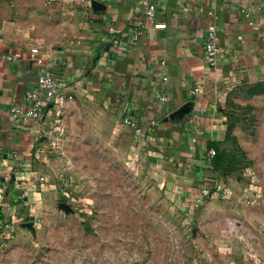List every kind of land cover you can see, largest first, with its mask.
<instances>
[{"label":"crops","instance_id":"1","mask_svg":"<svg viewBox=\"0 0 264 264\" xmlns=\"http://www.w3.org/2000/svg\"><path fill=\"white\" fill-rule=\"evenodd\" d=\"M11 1L0 0V213L41 206L52 190L50 184L32 188L31 181L51 172L60 118L49 106L39 119L9 114L15 104L31 105L40 69L66 83L76 99L140 127L137 140L157 156L160 184L189 210L210 185L208 152L226 135L220 104L229 90L264 74V0H155L153 20L143 17L140 0H39V9L54 10V25L63 30L49 41L31 37L30 23ZM155 21L166 27L154 28ZM211 23L215 65L204 56ZM137 27L142 32L134 39ZM19 187L26 189L22 203Z\"/></svg>","mask_w":264,"mask_h":264},{"label":"rangeland","instance_id":"2","mask_svg":"<svg viewBox=\"0 0 264 264\" xmlns=\"http://www.w3.org/2000/svg\"><path fill=\"white\" fill-rule=\"evenodd\" d=\"M38 1L11 2L31 37L49 41L63 30ZM219 110L226 135L211 192L184 210L134 130L75 98L55 131L51 172L31 181L51 193L0 213L12 222L0 230V264H264V74L229 90Z\"/></svg>","mask_w":264,"mask_h":264},{"label":"built area","instance_id":"3","mask_svg":"<svg viewBox=\"0 0 264 264\" xmlns=\"http://www.w3.org/2000/svg\"><path fill=\"white\" fill-rule=\"evenodd\" d=\"M140 10L146 20H153L156 13L155 0H140ZM242 12L246 16L248 15L247 10L243 9ZM153 26L154 28L166 27L165 23L160 21H155ZM108 31L111 33L114 32V26L109 25ZM141 32V27L135 28L132 37L136 39ZM217 53L218 45L216 38V27L214 23H211L207 27V35L204 44V56L210 65L216 64ZM5 57L8 60H16L18 58V56L15 54H7ZM31 57L35 59L37 64L42 63V59L40 57H36L34 54H31ZM36 84V90L28 94V99L31 100L30 106L22 107L18 104H15L9 107V114L13 120L39 119L41 117V109L44 106H49L54 112L55 118L59 119L67 104L73 101L75 98L72 91L68 90L67 84L60 82L47 69H40L36 77ZM160 99L165 100V96H160ZM121 122L131 127L137 135L141 132L140 127H137L135 123L129 118H123ZM214 155L215 149H210L208 152V158L211 159ZM34 186L35 185H31L32 188H34ZM19 188L23 189L20 194V199H25V187ZM210 192V185L201 189L200 194L196 197L193 206L198 207L201 205L202 201L210 194ZM1 229L2 234L11 232L12 222L8 219L3 220L0 218V230Z\"/></svg>","mask_w":264,"mask_h":264},{"label":"trees","instance_id":"4","mask_svg":"<svg viewBox=\"0 0 264 264\" xmlns=\"http://www.w3.org/2000/svg\"><path fill=\"white\" fill-rule=\"evenodd\" d=\"M215 149V148H214ZM215 155H216V151H215ZM214 155V156H215ZM214 156L210 159V164H211V169L213 170V162H214Z\"/></svg>","mask_w":264,"mask_h":264}]
</instances>
